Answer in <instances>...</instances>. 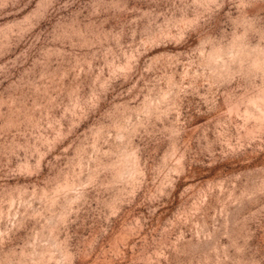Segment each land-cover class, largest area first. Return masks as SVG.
<instances>
[{"label":"rangeland","instance_id":"rangeland-1","mask_svg":"<svg viewBox=\"0 0 264 264\" xmlns=\"http://www.w3.org/2000/svg\"><path fill=\"white\" fill-rule=\"evenodd\" d=\"M0 264H264V0H0Z\"/></svg>","mask_w":264,"mask_h":264}]
</instances>
